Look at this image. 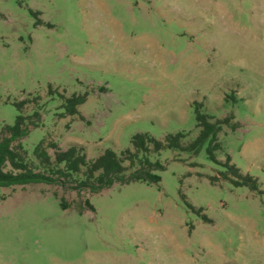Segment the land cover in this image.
Masks as SVG:
<instances>
[{
  "label": "rangeland",
  "instance_id": "374dc122",
  "mask_svg": "<svg viewBox=\"0 0 264 264\" xmlns=\"http://www.w3.org/2000/svg\"><path fill=\"white\" fill-rule=\"evenodd\" d=\"M73 94L88 97L70 116ZM197 104L233 118L219 162L208 140L152 154L158 184L0 187V264H264V0H0V130L31 117L15 142L29 162L42 141L52 159L120 153L138 133L187 146Z\"/></svg>",
  "mask_w": 264,
  "mask_h": 264
},
{
  "label": "trees",
  "instance_id": "16d2710c",
  "mask_svg": "<svg viewBox=\"0 0 264 264\" xmlns=\"http://www.w3.org/2000/svg\"><path fill=\"white\" fill-rule=\"evenodd\" d=\"M87 97V94H73L65 98L63 106L65 113L70 116L79 115V106L87 101ZM18 105L19 108H23L25 102H20ZM201 108V104L195 106L196 126L200 130L199 134L187 146L182 145V139L186 137L184 133L169 134L165 137L164 142L148 133H138L131 139L132 149H126L120 153L113 149H107L93 160L88 159L85 148L78 144H73L66 150L57 149V146L52 144V147L57 149L54 159H52L42 141L34 149V155L39 161L38 165L28 161L20 144L15 145V142L27 135L26 124L29 121L32 122L30 116L20 114L14 125H6L0 130V187L32 183L52 184L62 182L63 177L75 174H83L85 177L83 181L79 182L77 189L88 188L92 193L100 192L115 183L140 181L158 184L161 182V176L157 171L163 170L164 166L159 161L152 162L150 159L152 154L159 153L164 148L188 149L198 153L208 140H210L209 158L214 162H219L214 154V151L219 147L218 134L224 125L230 124L233 118L225 117L213 121L212 117L201 111ZM232 126L236 127V124ZM126 162L129 163L128 166ZM221 163L227 169L224 174L225 179H230V175L238 174L237 168L230 164L229 158L225 163ZM135 166L138 168L128 173ZM8 167L11 169H7ZM245 178L242 182L235 181V183L237 185H250L251 183V187L255 189V180L251 177ZM194 210L204 221L211 222L201 209Z\"/></svg>",
  "mask_w": 264,
  "mask_h": 264
}]
</instances>
